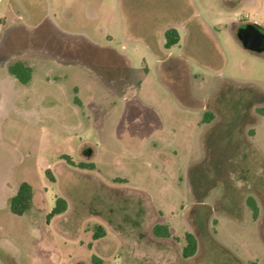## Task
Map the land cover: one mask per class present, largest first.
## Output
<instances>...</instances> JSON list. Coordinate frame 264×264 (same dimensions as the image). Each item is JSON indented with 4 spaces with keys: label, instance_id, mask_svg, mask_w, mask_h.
Listing matches in <instances>:
<instances>
[{
    "label": "rangeland",
    "instance_id": "obj_1",
    "mask_svg": "<svg viewBox=\"0 0 264 264\" xmlns=\"http://www.w3.org/2000/svg\"><path fill=\"white\" fill-rule=\"evenodd\" d=\"M240 22L264 30V0H0V264H264V53Z\"/></svg>",
    "mask_w": 264,
    "mask_h": 264
},
{
    "label": "trees",
    "instance_id": "obj_2",
    "mask_svg": "<svg viewBox=\"0 0 264 264\" xmlns=\"http://www.w3.org/2000/svg\"><path fill=\"white\" fill-rule=\"evenodd\" d=\"M164 48L169 49L172 46L176 45L179 42V35L175 28H167L164 33ZM8 71L11 75H13L21 84H26L30 81L31 78V70L29 67L25 66L22 62L17 61L11 64L8 67ZM78 103V101L76 100ZM210 117H207L209 119ZM70 165H74L68 156H63ZM79 168H92L90 164H82L78 165ZM32 201V187L27 182H22L17 187V190L13 196L9 199L10 211L14 215H23L28 209L31 207ZM247 206L251 210L252 218H256L257 207L252 198H248ZM66 208L65 200L62 198H56L53 207L47 214V221L52 217L59 215ZM153 233L159 237H169L170 233L168 231L167 226L165 225H156L153 228ZM104 232L100 226H97L94 233L93 239H98L103 236ZM185 244L181 250V257L184 259L190 258L194 255L197 247V242L194 235L190 232H185L183 235ZM94 264H100L101 260L97 256H93Z\"/></svg>",
    "mask_w": 264,
    "mask_h": 264
},
{
    "label": "water",
    "instance_id": "obj_3",
    "mask_svg": "<svg viewBox=\"0 0 264 264\" xmlns=\"http://www.w3.org/2000/svg\"><path fill=\"white\" fill-rule=\"evenodd\" d=\"M246 27L240 28L238 30L237 35H236L237 39L242 43V46L245 49L261 51L262 48H259L258 46L256 47V45H259V46L264 45V32H261L260 30L255 29L257 33L256 35H251L250 33L242 35L241 31L246 29Z\"/></svg>",
    "mask_w": 264,
    "mask_h": 264
},
{
    "label": "flooded vegetation",
    "instance_id": "obj_4",
    "mask_svg": "<svg viewBox=\"0 0 264 264\" xmlns=\"http://www.w3.org/2000/svg\"><path fill=\"white\" fill-rule=\"evenodd\" d=\"M230 23H232L231 21H230ZM231 25V24H230ZM247 25H249V26H247ZM247 26V27H246ZM244 27H246V29H244L243 31H241V34L242 35H244V34H251V35H256L257 33H256V30L255 29H258V30H260V31H264V30H262L260 27H259V25L258 24H255V23H247V22H240V24L237 26V28H236V31H235V37L237 38V32H238V30L240 29V28H244ZM238 40V39H237ZM239 41V40H238ZM240 42V41H239ZM240 44H241V46H242V43L240 42ZM259 47V48H262V50L261 51H255V50H248V49H245L243 46H242V48L243 49H245L246 51H249V52H251V53H253V54H261V53H264V45H256V47Z\"/></svg>",
    "mask_w": 264,
    "mask_h": 264
}]
</instances>
